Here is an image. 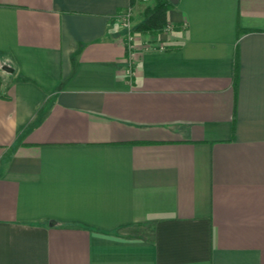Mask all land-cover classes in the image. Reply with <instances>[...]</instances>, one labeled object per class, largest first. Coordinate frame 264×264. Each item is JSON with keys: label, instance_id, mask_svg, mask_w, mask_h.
<instances>
[{"label": "crops", "instance_id": "0c3cea01", "mask_svg": "<svg viewBox=\"0 0 264 264\" xmlns=\"http://www.w3.org/2000/svg\"><path fill=\"white\" fill-rule=\"evenodd\" d=\"M156 2L0 0V264H264V0H180L129 74Z\"/></svg>", "mask_w": 264, "mask_h": 264}, {"label": "trees", "instance_id": "16d2710c", "mask_svg": "<svg viewBox=\"0 0 264 264\" xmlns=\"http://www.w3.org/2000/svg\"><path fill=\"white\" fill-rule=\"evenodd\" d=\"M174 4L169 0H157L154 7H147L143 19L136 23L135 33L159 35L168 27L167 11Z\"/></svg>", "mask_w": 264, "mask_h": 264}, {"label": "built area", "instance_id": "2783aa9c", "mask_svg": "<svg viewBox=\"0 0 264 264\" xmlns=\"http://www.w3.org/2000/svg\"><path fill=\"white\" fill-rule=\"evenodd\" d=\"M119 19L123 25V27L126 29V34L124 36V43L127 47L129 56H128V67L127 72L129 74H134V63H135V56H136V36L133 32V13L130 9L123 11ZM168 26L166 29H169Z\"/></svg>", "mask_w": 264, "mask_h": 264}, {"label": "water", "instance_id": "95a60500", "mask_svg": "<svg viewBox=\"0 0 264 264\" xmlns=\"http://www.w3.org/2000/svg\"><path fill=\"white\" fill-rule=\"evenodd\" d=\"M171 3H173L174 5H177L179 3L180 0H169ZM6 70H13L11 67H8L7 65H5L3 67ZM10 68V69H9Z\"/></svg>", "mask_w": 264, "mask_h": 264}, {"label": "rangeland", "instance_id": "374dc122", "mask_svg": "<svg viewBox=\"0 0 264 264\" xmlns=\"http://www.w3.org/2000/svg\"><path fill=\"white\" fill-rule=\"evenodd\" d=\"M133 24H134V26H133V32H134V27H135V25H136V23L134 22V19H133ZM134 34H135V36H136L137 33L134 32Z\"/></svg>", "mask_w": 264, "mask_h": 264}]
</instances>
